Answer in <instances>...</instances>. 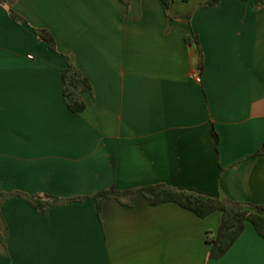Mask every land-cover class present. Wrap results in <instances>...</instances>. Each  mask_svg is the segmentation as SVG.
<instances>
[{
	"label": "crops",
	"instance_id": "1",
	"mask_svg": "<svg viewBox=\"0 0 264 264\" xmlns=\"http://www.w3.org/2000/svg\"><path fill=\"white\" fill-rule=\"evenodd\" d=\"M206 1L0 5V195L84 196L45 214L3 199L0 264H264L249 222L212 259L219 211L200 218L141 194L97 211L90 197L165 184L264 206V4ZM68 62L90 86L80 113L62 94Z\"/></svg>",
	"mask_w": 264,
	"mask_h": 264
},
{
	"label": "trees",
	"instance_id": "2",
	"mask_svg": "<svg viewBox=\"0 0 264 264\" xmlns=\"http://www.w3.org/2000/svg\"><path fill=\"white\" fill-rule=\"evenodd\" d=\"M9 0H0V5L7 4ZM164 10L167 12L170 0H158ZM188 2L189 0H182ZM222 0H207L201 4L202 7L215 8ZM257 3L264 4V0H254ZM128 0H126V3ZM8 12L14 21H25L13 9L9 8ZM36 34L47 43L52 51H56L55 41L47 29L34 28ZM62 94L67 108L76 113L84 111L86 104L82 99V94L90 90L88 81L81 75L75 66L68 62L61 73ZM215 138L216 137V134ZM264 149V143L260 152ZM134 194H141L149 205H157L164 202H173L180 207L194 213L196 216L203 218L207 215L219 211L221 221L214 235L207 237L209 245L208 258L218 259L222 257L229 248L234 244L241 234L245 222L251 223L256 233L264 238V206L254 203L236 202L221 197H211L194 192L182 191L165 184H155L135 189L118 190L114 186L96 192L90 197L94 199L96 210H99V203L109 197L119 200L121 203L128 205V202L122 200L123 197H132ZM19 197L23 198L38 213L45 214L49 207L56 204H65L77 202L84 196L68 197L59 199L50 195H28L23 192L2 193L0 202L5 198Z\"/></svg>",
	"mask_w": 264,
	"mask_h": 264
},
{
	"label": "built area",
	"instance_id": "3",
	"mask_svg": "<svg viewBox=\"0 0 264 264\" xmlns=\"http://www.w3.org/2000/svg\"><path fill=\"white\" fill-rule=\"evenodd\" d=\"M195 79H196V81H199V79H200V78H199V76H196V78H195Z\"/></svg>",
	"mask_w": 264,
	"mask_h": 264
}]
</instances>
